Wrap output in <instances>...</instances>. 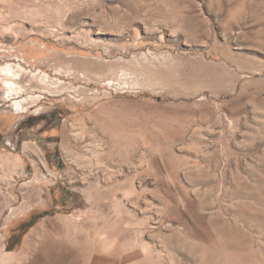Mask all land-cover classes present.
<instances>
[{
  "label": "rangeland",
  "instance_id": "1",
  "mask_svg": "<svg viewBox=\"0 0 264 264\" xmlns=\"http://www.w3.org/2000/svg\"><path fill=\"white\" fill-rule=\"evenodd\" d=\"M0 86V264H264V0H0Z\"/></svg>",
  "mask_w": 264,
  "mask_h": 264
},
{
  "label": "crops",
  "instance_id": "2",
  "mask_svg": "<svg viewBox=\"0 0 264 264\" xmlns=\"http://www.w3.org/2000/svg\"><path fill=\"white\" fill-rule=\"evenodd\" d=\"M0 111H1V109H0ZM4 116L0 114V126L2 124L1 120ZM8 141H6V137H2L0 135V144L2 142H4V144H6L5 146H7V148H4V149L0 146V161L2 159H4L3 156H5L6 159H8L7 157L9 155H14V153L12 152L11 146H10L13 144H11V142L10 141L8 142ZM15 145H13V146H15ZM17 155H19V154L17 153ZM22 200L23 199H21L19 201V197H17V195H15L13 193L0 196V205H1L0 206V234L4 233L3 230L6 228V223L9 220H11L12 218H14L21 210H23V206L21 208ZM13 211H14V215H12L8 219H6V216L9 215ZM25 211H28V206L26 207ZM4 214H6V215H4Z\"/></svg>",
  "mask_w": 264,
  "mask_h": 264
},
{
  "label": "bare ground",
  "instance_id": "3",
  "mask_svg": "<svg viewBox=\"0 0 264 264\" xmlns=\"http://www.w3.org/2000/svg\"><path fill=\"white\" fill-rule=\"evenodd\" d=\"M1 87V86H0ZM4 92H6L5 90H4ZM1 89H0V99H2V97H6V95L5 96H3L4 93ZM5 94H7V92L5 93ZM3 98V99H4ZM2 99V100H3ZM23 109V106H21V104H20V102L19 101H13L12 102V104L11 105H9V106H5V108H3V109H1V111H0V114L1 115H5L6 114V112L9 110V111H20V110H22ZM14 114V113H13ZM6 116V115H5ZM2 117V116H1ZM21 120V119H20ZM17 121V120H16ZM14 134V133H13ZM12 134V135H13ZM18 138V137H17ZM16 138V139H17ZM19 139V138H18ZM8 140L11 142V144H13V145H15V143L13 142V140L12 139H10V138H8ZM60 248V247H59ZM61 249V248H60ZM60 249L58 250V251H60ZM62 250V249H61ZM66 251H69L70 252V255H71V257H72V260H73V264H75V260H76V256H75V252H73V251H71V250H67V249H65ZM57 251V252H58ZM51 252V251H50ZM60 253V252H59ZM79 254V253H78ZM80 255V254H79ZM69 258V257H68ZM67 258V259H68ZM70 260H71V258H70Z\"/></svg>",
  "mask_w": 264,
  "mask_h": 264
}]
</instances>
